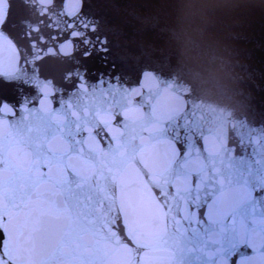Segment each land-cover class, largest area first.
<instances>
[{"label": "snow or ice", "instance_id": "1", "mask_svg": "<svg viewBox=\"0 0 264 264\" xmlns=\"http://www.w3.org/2000/svg\"><path fill=\"white\" fill-rule=\"evenodd\" d=\"M6 3L0 0V24ZM47 3L39 0L42 11ZM79 26L95 32L88 23ZM69 35L90 43L76 30ZM96 44L107 50L99 37ZM18 58L15 44L0 32V76L26 77ZM76 79L82 78L77 74ZM24 82L37 87L42 97L32 101L31 109L20 107L17 115L0 102V230L5 231L0 264H226L233 256L236 264H264V165L252 169L213 154L191 112L157 110L136 89H112L111 102L88 104L83 97L94 93L81 84L75 95L58 99L59 107L52 108L46 104L50 81L30 76ZM133 94L146 112L131 103ZM117 109L123 131L112 128L111 114ZM105 130L115 141L104 154L106 164L84 138ZM193 137L203 142V152ZM174 143L184 147L183 156ZM192 156L199 163L193 165ZM134 165L161 190L162 203L145 205L140 184L130 188L125 177L130 169L136 171ZM194 172L203 188L183 186ZM169 187H175L171 198ZM185 203L204 207L205 219L192 213L177 219ZM118 219L127 227L133 249L112 231Z\"/></svg>", "mask_w": 264, "mask_h": 264}, {"label": "water", "instance_id": "2", "mask_svg": "<svg viewBox=\"0 0 264 264\" xmlns=\"http://www.w3.org/2000/svg\"><path fill=\"white\" fill-rule=\"evenodd\" d=\"M44 8L39 0H7L0 24V32L19 52L17 67L27 74L16 80L0 76V102H7L17 115L20 107L31 109L32 101L42 99L37 87L24 82L30 76L51 82L46 104L52 108L59 107L58 99L75 95L81 84L94 93L83 97L88 104L111 102L121 88L136 89L157 110L191 112L213 154L232 163L246 162L252 169L264 165V0H50ZM72 12L76 15L70 16ZM80 23L94 26L95 32L83 30ZM73 30L90 43L71 38ZM97 37L106 41V51L99 50ZM77 74L82 79H76ZM131 103L147 111L136 94ZM111 115L112 128L123 131L119 110ZM2 119L7 122L10 117ZM111 135L105 130L84 137L105 164L104 154L115 143ZM192 142L203 152L202 141L193 137ZM173 147L185 154L181 144ZM190 162L199 163L195 156ZM134 167L136 171L130 169L125 177L130 188L140 184L145 205L162 203L161 190L148 182L140 165ZM197 184L203 188L194 172L183 186ZM166 191L171 198L175 187ZM205 212L204 207L185 203L177 219L192 213L204 220ZM112 231L128 249L134 248L122 220ZM236 261L233 256L226 264Z\"/></svg>", "mask_w": 264, "mask_h": 264}]
</instances>
